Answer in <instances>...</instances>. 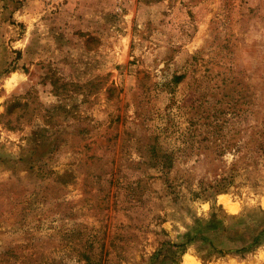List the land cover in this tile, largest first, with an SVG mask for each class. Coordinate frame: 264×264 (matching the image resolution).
<instances>
[{"label": "rangeland", "instance_id": "374dc122", "mask_svg": "<svg viewBox=\"0 0 264 264\" xmlns=\"http://www.w3.org/2000/svg\"><path fill=\"white\" fill-rule=\"evenodd\" d=\"M0 264H264V0H0Z\"/></svg>", "mask_w": 264, "mask_h": 264}]
</instances>
